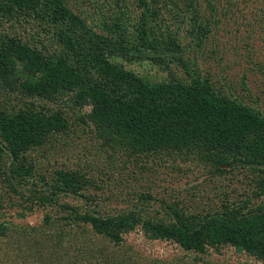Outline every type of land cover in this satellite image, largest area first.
Returning <instances> with one entry per match:
<instances>
[{
    "label": "trees",
    "instance_id": "16d2710c",
    "mask_svg": "<svg viewBox=\"0 0 264 264\" xmlns=\"http://www.w3.org/2000/svg\"><path fill=\"white\" fill-rule=\"evenodd\" d=\"M68 1L0 0V238L19 228L3 217L4 210L13 209L24 219L57 204L62 195L95 200L87 193L96 186L87 172L59 168L50 178L40 175L39 180L30 158L33 151L56 145L76 126L71 122L75 112L69 116L36 101L68 97L74 111L89 108L78 120L103 140L111 156L151 163V170L158 158L175 163L190 158L210 176L228 179L229 189L214 209L187 212L182 202L170 200L167 219L147 215L145 205L154 198L147 192L139 194L140 204L116 215L89 208L79 213L65 205L68 215L63 221L90 225L115 245L140 230L147 240L171 241L201 258L211 250L233 247L264 264V112L233 100L210 73L202 75L195 55L206 56L211 18L218 24L223 0H204L212 13L209 17L201 0H135L143 10L136 38L117 41L113 34L121 30L118 23L99 34L71 10ZM116 3L123 17L128 3ZM164 10L176 20L174 26L169 20L158 22ZM183 36L189 46L181 41ZM161 50L171 59L156 58L169 71L165 81L147 80L116 61L132 63L143 60L145 51ZM213 53L216 56L217 51ZM12 97L13 107L8 102ZM234 172L243 176L240 184ZM234 182L237 186L231 187ZM241 189L237 197L241 199L233 200V193ZM50 222V215H45L44 223ZM22 232L27 245L37 250L32 256L44 263L49 248L57 253L63 247V235L54 231ZM51 241L55 245L49 246ZM114 258L110 264H123Z\"/></svg>",
    "mask_w": 264,
    "mask_h": 264
},
{
    "label": "rangeland",
    "instance_id": "374dc122",
    "mask_svg": "<svg viewBox=\"0 0 264 264\" xmlns=\"http://www.w3.org/2000/svg\"><path fill=\"white\" fill-rule=\"evenodd\" d=\"M92 1L96 8L92 7ZM126 2L128 4L122 10L125 12L123 17L116 0H69L68 6L74 13L86 18L87 24L97 33L105 34L103 30L107 25L118 23L121 30L113 34L114 40H131L136 38L135 26L139 25L143 10L138 8L135 0ZM201 2L205 15L212 16L206 2ZM219 10V17H216L219 19L218 24L215 18L210 17L208 43H211L204 46L206 56L202 53L195 54L201 74L206 76L210 73L214 77L213 81L219 79L220 84L226 86L227 95L233 100L264 112V0H223L219 4ZM224 13L227 15L223 16ZM168 20L172 26L175 25L173 16L167 15L165 10L160 12L158 22L166 23ZM184 29L186 31L188 26ZM183 37L181 41L189 46V40H184ZM213 51H217L216 56ZM145 52V58L140 61L128 63L120 58L116 61L147 80H168L169 71L163 70L164 64L156 58L158 55L169 58V54L164 50L158 54ZM170 60L169 58L167 62ZM169 65L173 71L181 74L175 63ZM13 97L8 100L12 107L15 105ZM1 98L4 99L3 96ZM67 101L68 97L56 102L41 99L36 101L37 105L65 111L69 116L75 112L71 122L76 126L75 130L68 132L56 145L50 144L33 151L30 158L37 165V179L40 175L50 178L59 168L87 172L96 185L89 187L87 193L88 196L95 197V200L90 203L82 197L62 195L57 204L44 211H36L24 219L19 218L13 209L4 210L6 214L3 217L17 223L19 228L11 229L6 237L0 238V264H56L58 260V264H110L113 257L123 264H262L233 247H223L220 252L211 250L207 256L201 258L200 255L185 252L174 242L147 240L140 230L125 235L123 243L115 245L95 234L90 225L74 220L68 225L67 221H63L62 217L68 215L67 210H64L65 205L73 207L79 213L89 208L102 215H116L131 209L133 203L138 202L139 194L147 192L154 197L145 205L147 215L151 218L167 219L168 209L165 208L170 200L172 203L182 202L181 206H185L187 212H196L207 206L214 209L221 205L219 197L226 191L229 182L228 179L210 176L208 170H204V167L198 166L197 161L190 158L186 161L178 158L176 163L158 158L154 162L155 168L151 170L148 169L151 163L139 161L137 164L132 158L111 156L106 150L107 146L103 145V140L91 133L89 128L84 129V125L78 120L89 108L81 112L74 111ZM6 162L11 163L8 158ZM234 174L237 175L236 181L243 177L235 172ZM239 182L240 180L238 184ZM236 186V182L234 186L231 184V187ZM241 192L242 189L238 194L234 192L233 200H240L241 197H237ZM45 215H50L51 218L48 225L44 223ZM31 228H34L35 233H43L45 229L63 235V247L57 253H54V248H49L48 251L45 249L46 263L37 259L36 255L35 258L32 256L34 249L27 245L29 243L22 235L23 229L30 231ZM46 240L48 242L50 239ZM55 242L51 241L48 245H55Z\"/></svg>",
    "mask_w": 264,
    "mask_h": 264
},
{
    "label": "water",
    "instance_id": "95a60500",
    "mask_svg": "<svg viewBox=\"0 0 264 264\" xmlns=\"http://www.w3.org/2000/svg\"><path fill=\"white\" fill-rule=\"evenodd\" d=\"M240 165H242V164H240ZM243 165H246V164H243ZM264 167V166H263Z\"/></svg>",
    "mask_w": 264,
    "mask_h": 264
}]
</instances>
